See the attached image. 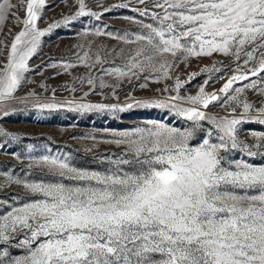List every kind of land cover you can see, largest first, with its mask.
Instances as JSON below:
<instances>
[{"label": "snow or ice", "instance_id": "obj_1", "mask_svg": "<svg viewBox=\"0 0 264 264\" xmlns=\"http://www.w3.org/2000/svg\"><path fill=\"white\" fill-rule=\"evenodd\" d=\"M77 3L76 13L49 25V31L83 16L100 19L102 13L88 10L85 0ZM131 3L146 5L132 10L140 16L150 15L156 25L144 24L148 32L136 34L134 39L121 37L125 43L137 45L122 66L104 67L106 61L98 52L78 54L79 62L90 71L100 65V72L116 81L110 84L100 75H89L87 79L78 78L82 85L93 91L97 86L111 88L115 96L121 83L131 84L146 72L145 80L172 79L170 73L178 53L182 54L181 62L221 53L233 58L235 68L229 69L234 74L218 92L228 96L229 90L240 94L247 89L264 97V0H153L151 8L160 11L152 12L147 0H129L113 8H128ZM46 6V0H0V22L11 17L23 26L6 60L0 63L3 115H7L4 101L14 97L40 37L46 34L37 23ZM21 8L25 13L22 20ZM95 34L112 35L100 31ZM63 67L67 70L76 65L66 63ZM202 71L219 69L213 66ZM195 76L191 73L189 79ZM239 81L248 83L233 88ZM182 86L177 77L173 88L162 90L177 95L166 100L129 96L130 102L124 105L75 100L37 103L41 110L67 105L81 112L170 109L193 121V128L180 130L153 122L149 127L120 133L119 139L109 143L123 146L124 152L103 173L44 157L42 163L53 176L72 183H23L37 198L0 216V246H9L22 236L17 246L26 254L14 258L6 248H0V264H264V164L243 159L226 161L221 155L222 151L239 148L248 157H264V135L253 133V143L248 145L239 141L237 134V125L242 123L264 125V105L257 108L247 100L241 103L236 95L229 96L236 101L232 118L214 121L219 143L203 139L192 146L195 128L206 117L198 107L171 103L182 99ZM139 87L146 88L147 84ZM220 99L202 86L197 95L187 97V102L207 108ZM240 107L243 110L237 116L236 108ZM207 135L211 137L212 133Z\"/></svg>", "mask_w": 264, "mask_h": 264}, {"label": "rangeland", "instance_id": "obj_2", "mask_svg": "<svg viewBox=\"0 0 264 264\" xmlns=\"http://www.w3.org/2000/svg\"><path fill=\"white\" fill-rule=\"evenodd\" d=\"M12 2L17 3V0ZM152 2L153 0H147L150 12L160 11L151 8ZM46 3L47 6L42 10L41 18L37 22L38 28L46 34L40 37L36 53L28 61L25 79L21 81L14 97L4 101L7 115L0 112V216L10 211L11 207H19L37 198L24 188V182L72 183L53 176L42 163L44 157L66 160L72 167L103 173L112 168L111 161L124 152L123 146L109 143L119 139L120 133L131 132L138 127H149L153 122L164 123L180 130L193 128V121L176 115L170 109L133 107L116 113L81 112L71 110L67 105L41 110L36 107L37 103L75 100L82 103L124 105L130 102L129 96L136 99L166 100L170 95L177 93L163 92V88H173L175 79L179 77L183 85L179 89L182 99L171 103L181 107H198L206 117L205 120L199 121L195 128L190 141L192 146H198L203 139L219 143V133L214 121L225 117L232 118L230 113L232 108L236 107V101L230 100L229 96L236 95L241 103L247 100L257 108L264 105V97L247 89L240 94L229 90L228 96L218 92L226 79L234 74L229 69L235 68L233 58L221 53H213L210 57H191L186 62H181L182 54L178 53L170 73L172 79H160L155 82L153 77L145 80L143 75H147L146 72L131 84L127 81L121 83L115 89V96L111 88L101 89L97 86L94 91L90 90L89 86L82 85L78 78L87 79L89 75H100L110 84L116 81L113 77L101 73L100 65L90 71L79 62L78 54L82 55L89 50L90 55L98 52L106 61L104 67L122 66L137 45L127 44L121 37L134 39L136 34H146L148 29L143 25L155 26L156 21L151 19L150 15L140 16L132 10L144 8L146 5L143 4L131 3L128 8H113V5L129 3V0H85L88 10L102 13L100 19L90 15L83 16L69 24L61 23L59 27L49 31V25L73 16L79 5L77 0H46ZM106 8H112V11L105 12ZM19 16L21 20L25 17L22 8ZM22 27V24L11 17L0 22V63L6 60L10 45ZM97 31L112 35H96ZM121 50L122 55L117 57L116 54ZM66 63L75 64L76 67L65 70L63 65ZM213 66L219 71H202L205 67L211 69ZM191 73H196L195 78L189 79ZM96 83L98 85L99 80ZM246 83L248 81H239L233 88L242 87ZM140 84H147V87L141 88ZM202 86L207 93H217L221 99L213 101L207 108L188 103L187 97L197 95ZM73 88L76 89L75 92L71 90ZM85 93L88 95L85 96ZM242 110V107L236 108V115ZM208 132L212 133L211 137L207 135ZM253 133L264 135V125L256 122L237 125L238 139L244 144L253 143ZM221 155L226 161L243 159L256 165L264 164V157H248L239 148L222 151ZM125 169L132 170L129 166H125ZM22 238L18 236L9 246L0 248H6L11 257H21L26 254L23 248L17 246Z\"/></svg>", "mask_w": 264, "mask_h": 264}]
</instances>
